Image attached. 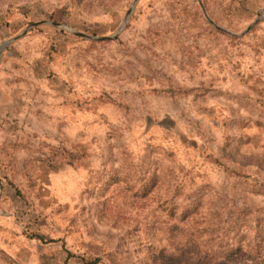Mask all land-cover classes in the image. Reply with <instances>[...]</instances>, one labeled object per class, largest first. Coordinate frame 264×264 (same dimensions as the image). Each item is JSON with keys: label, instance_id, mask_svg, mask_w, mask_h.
<instances>
[{"label": "rangeland", "instance_id": "1", "mask_svg": "<svg viewBox=\"0 0 264 264\" xmlns=\"http://www.w3.org/2000/svg\"><path fill=\"white\" fill-rule=\"evenodd\" d=\"M133 1L0 0V264H264V0L3 48L110 37Z\"/></svg>", "mask_w": 264, "mask_h": 264}, {"label": "water", "instance_id": "2", "mask_svg": "<svg viewBox=\"0 0 264 264\" xmlns=\"http://www.w3.org/2000/svg\"><path fill=\"white\" fill-rule=\"evenodd\" d=\"M138 0H134L133 3H132V6L131 8L128 10V12L126 13L125 15V18H124V21L122 23V25L117 29V31L110 37H99V38H96V37H93V36H89V35H86V34H83V33H80V32H77V31H74V30H71L70 28L64 26V25H60V24H56V23H53V22H40V23H35V24H32L31 26L27 27L25 29V31L17 36V37H14L13 39L9 40V41H6L3 43V48L6 47L7 45L11 44L12 42H15L17 41L18 39H20L21 37H23L28 30H30L31 28H34V27H37V26H40V25H50L52 27H55V28H59L73 36H76V37H79V38H82V39H85V40H88V41H93V42H104V41H111V40H114L116 39L117 35L121 32V30L126 26L127 22H128V19L132 13V10L133 8L135 7L136 3H137ZM198 4L201 6L202 8V3L200 0H197ZM203 9V8H202ZM264 12V9L261 10L259 13H258V17H260V14ZM206 17V16H205ZM206 19H208L206 17ZM210 23H212L210 20H208ZM257 22V21H255Z\"/></svg>", "mask_w": 264, "mask_h": 264}, {"label": "trees", "instance_id": "3", "mask_svg": "<svg viewBox=\"0 0 264 264\" xmlns=\"http://www.w3.org/2000/svg\"><path fill=\"white\" fill-rule=\"evenodd\" d=\"M171 218H174L173 215H169ZM178 222L181 223L184 228L181 230V232H179L178 235H183L186 241V251L187 253H191L192 255L196 256L197 258L200 257V254L203 252V248L204 246H201L199 243V240H201L202 235H197L196 233L197 230L193 233V232H189L191 231L190 228L186 227L189 226V222L190 221V217L183 215L177 218ZM193 230V229H192ZM173 232H177V228H173L172 229V233ZM238 253L242 252V248L238 249L237 251ZM206 254V253H205ZM251 256V254H250ZM252 256H253V260H256V262L258 263H264V251L263 252H252Z\"/></svg>", "mask_w": 264, "mask_h": 264}]
</instances>
